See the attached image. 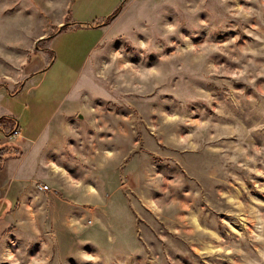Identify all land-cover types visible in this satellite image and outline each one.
<instances>
[{"label": "rangeland", "instance_id": "1", "mask_svg": "<svg viewBox=\"0 0 264 264\" xmlns=\"http://www.w3.org/2000/svg\"><path fill=\"white\" fill-rule=\"evenodd\" d=\"M9 117L0 264H264V0H0Z\"/></svg>", "mask_w": 264, "mask_h": 264}, {"label": "crops", "instance_id": "2", "mask_svg": "<svg viewBox=\"0 0 264 264\" xmlns=\"http://www.w3.org/2000/svg\"><path fill=\"white\" fill-rule=\"evenodd\" d=\"M98 29H101V28H98ZM101 31V30H100ZM54 120H52L51 121V123L49 124V125H51L52 124V122H53ZM18 129L20 130V127H19V124H18ZM48 129H49V127L48 126H46L45 127V129L43 130V132L41 133V134H39V136L37 137V139L36 140H34V143H31L33 146L35 145V143L37 142V141H39V139H41L42 137H44L45 136V134H46V132H48ZM22 137V136H21ZM27 141L29 142V139L28 138H24V139H22V142L24 143H27ZM20 146H22V145H20ZM21 148V147H20ZM22 149V148H21ZM23 153V152H22ZM41 155V152L39 153V156ZM25 156V155H24ZM9 160V159H8Z\"/></svg>", "mask_w": 264, "mask_h": 264}, {"label": "trees", "instance_id": "3", "mask_svg": "<svg viewBox=\"0 0 264 264\" xmlns=\"http://www.w3.org/2000/svg\"><path fill=\"white\" fill-rule=\"evenodd\" d=\"M108 25V24H107ZM67 26H69V25H67ZM104 26V25H103ZM101 27V26H100ZM0 121H2V123L0 122V125H3V121H8L9 123H13V125H15L16 124V121L13 119V118H5L4 120L3 119H0ZM15 128H14V130H16L17 128H18V125H16V126H14ZM17 153H16V155H20V154H22V151L21 150H19V151H16ZM9 158H6V159H4V157L1 155V161H3V160H8Z\"/></svg>", "mask_w": 264, "mask_h": 264}, {"label": "built area", "instance_id": "4", "mask_svg": "<svg viewBox=\"0 0 264 264\" xmlns=\"http://www.w3.org/2000/svg\"><path fill=\"white\" fill-rule=\"evenodd\" d=\"M14 135H15L16 137H19V135H20V131H19V129H16V130L14 131ZM39 190H40L41 192H49V191H50V190H49V187L44 186V185H41V186L39 187Z\"/></svg>", "mask_w": 264, "mask_h": 264}]
</instances>
